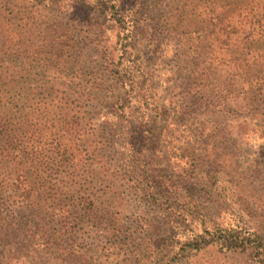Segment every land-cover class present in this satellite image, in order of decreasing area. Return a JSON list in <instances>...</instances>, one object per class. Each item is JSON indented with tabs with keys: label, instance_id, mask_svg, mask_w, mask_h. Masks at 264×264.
Masks as SVG:
<instances>
[{
	"label": "trees",
	"instance_id": "obj_1",
	"mask_svg": "<svg viewBox=\"0 0 264 264\" xmlns=\"http://www.w3.org/2000/svg\"><path fill=\"white\" fill-rule=\"evenodd\" d=\"M78 2V11L86 8L88 17L96 11L105 14L124 33L118 40L119 60H115L113 51L107 52L101 67L94 65L89 70L79 53V37L68 32L72 29L69 24L74 22L50 26L33 21L32 11L21 10L19 2L10 4L13 8L0 6V264H21L26 254L41 260L39 251L49 242L44 237L47 221L25 222L24 234L20 235L15 222L18 213L36 217L45 214L54 201L66 202L64 207L69 210L78 209L74 205L78 200L84 202L82 210L91 211L96 194L105 193L110 185L96 190L86 180L127 179L137 184L142 180L141 164L151 165L146 156L151 137L146 136L134 152L138 171H132L133 176L126 172L115 176L108 156L110 130L102 123L94 128L88 110L95 91L106 83V74L129 85L126 78L130 71L119 67L125 65L126 58L138 65L129 55L135 39L137 7L142 0ZM172 3L181 5L176 8L177 15L172 14ZM224 3L225 0H162L166 10L162 20L168 21L162 33L176 32L184 37L189 60L183 82L174 84L179 90L174 97L176 110L172 117L168 116L165 129L170 143L180 130L194 131L202 138L223 130L231 132L236 124L240 130L249 129L251 124L258 126L264 134V0ZM172 17H177L174 24L169 22ZM184 45L180 43L179 47ZM138 85L139 80H131L133 91L123 98L119 115L134 119L135 132L150 135L157 127L146 126L149 120L143 115ZM163 186L158 183L150 193L165 198ZM164 203L167 224L195 226L185 234L173 259L178 253L209 246L229 252L251 250L264 257L262 230H250L239 220L224 224L208 207L201 209L197 201L189 205L194 211L184 209L187 205L183 199L169 196ZM77 226V220L61 223L64 231ZM35 227L39 234L34 232ZM156 241L149 243L154 249L144 264H167L164 253L170 251L158 247ZM131 243L132 240L123 243L126 253L136 249Z\"/></svg>",
	"mask_w": 264,
	"mask_h": 264
},
{
	"label": "rangeland",
	"instance_id": "obj_2",
	"mask_svg": "<svg viewBox=\"0 0 264 264\" xmlns=\"http://www.w3.org/2000/svg\"><path fill=\"white\" fill-rule=\"evenodd\" d=\"M78 1L0 0V6L13 8L10 4L19 2L21 10L32 11L33 21L50 26L61 22L66 26L74 22L69 24L72 29L68 34L79 37V53H82V62L89 70L94 65L101 67L102 57L107 52L113 51L115 60H119L118 40L124 33L105 14L96 11L88 17L90 12L86 8L82 9L83 12L78 11ZM230 2L225 0L224 4ZM172 4V14L177 15L176 8L181 5ZM137 8L135 39L129 57L138 65L126 58L125 65L119 68L130 71L127 84L139 80L136 88L142 110H145L143 115L149 120L146 126L154 125L157 129L150 135L144 131L135 132L134 119L119 115L123 98L133 90L113 74L105 75L106 83L101 90L95 91L94 102L88 110L94 128L102 123L110 130L108 156L115 176L123 172L129 176L132 171H138L134 152L144 143L146 136L151 137L146 151L151 165L141 164L142 180L137 184L127 179L86 180L94 184L96 190L112 186L105 193L96 194L95 208L91 211L82 210L84 202L78 200V204L74 203L78 209L69 210L64 207L66 202L54 201L45 214L35 217L27 212L18 213L15 222L20 235L24 234L22 225L29 220L32 224L40 220L49 222L44 236L49 242L44 250L39 251L42 259L36 260L33 255L26 254L19 263L144 264L154 249L149 243L157 239L158 247L170 251L164 253L167 264H264L263 255L251 250L229 252L217 246L200 251L188 250L172 258L184 243L185 234L195 226L181 225L180 222L168 225L164 221L168 215L164 202L169 196L175 200L183 199L187 205L185 210L194 211L189 205L197 201L201 209L208 207L224 224H235L239 220L250 230L264 232V134L258 126L251 124L249 129L240 130L236 124L233 132L223 130L205 134L202 138L194 131L180 130L173 132L171 143L168 142L167 119L175 114L174 97L179 91L174 84L183 82L185 70L189 69L185 53L188 45L176 32L162 33L167 21L162 20L166 14L162 0H142ZM80 18L86 19L80 21ZM169 22L174 24L177 17H172ZM179 42L184 43V47H179ZM99 70L102 72L103 69ZM140 87L144 91H139ZM158 183L164 185L161 193L166 197L163 199L150 193ZM67 219L77 220L78 226L64 231L61 223ZM130 240L136 249L126 253L123 243ZM62 249L66 251L63 253Z\"/></svg>",
	"mask_w": 264,
	"mask_h": 264
}]
</instances>
